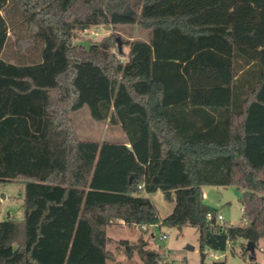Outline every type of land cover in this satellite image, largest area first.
Returning <instances> with one entry per match:
<instances>
[{"label":"trees","instance_id":"16d2710c","mask_svg":"<svg viewBox=\"0 0 264 264\" xmlns=\"http://www.w3.org/2000/svg\"><path fill=\"white\" fill-rule=\"evenodd\" d=\"M103 26L99 43H74ZM118 26L148 39L120 50ZM84 107L127 142L81 141L71 115ZM13 182L24 221H0V264H175L143 238L119 240L127 262L117 261L107 228L120 224L192 226L200 252L239 243L253 263L264 240V0H0V184ZM205 186L242 191L239 224L218 221ZM157 191L174 202L162 220L145 196Z\"/></svg>","mask_w":264,"mask_h":264},{"label":"rangeland","instance_id":"374dc122","mask_svg":"<svg viewBox=\"0 0 264 264\" xmlns=\"http://www.w3.org/2000/svg\"><path fill=\"white\" fill-rule=\"evenodd\" d=\"M111 31V28L106 29L104 27H94L84 32L77 31L74 35V43L89 47L91 44L99 43ZM115 31L120 36V40L123 39L124 41L147 40L149 35L146 29L137 26H118L115 28ZM125 52H128V48H125ZM71 119L81 141L120 143L126 140L119 126L110 125L108 122H96L91 117L88 107H84L72 114ZM203 192L207 196L204 199V203L222 213L224 223L237 225L241 222V190L233 186H205L203 187ZM23 197L24 185L22 183L0 184V221L12 220L19 223L24 221ZM150 197L160 216L165 217L172 212L174 202L166 199L161 191L153 193ZM153 229L155 238L151 239L150 249L160 254L166 252L169 263L201 264V254L204 253L206 255L203 261L204 264H223L224 262L226 264H264V240L260 241L256 250V260L251 263L248 258H241V246L239 243L233 247L230 246L225 252H218V259H214L208 255V249L200 252L199 232L195 227L161 226ZM141 230L143 229L123 224L112 225L107 228V235L114 240L108 246V249L114 252L117 261L127 262L124 248L117 242L119 240H128L130 243H136L139 240L138 236ZM163 234L167 236V239L164 241L160 240ZM133 259L138 261L137 256H134Z\"/></svg>","mask_w":264,"mask_h":264},{"label":"crops","instance_id":"0c3cea01","mask_svg":"<svg viewBox=\"0 0 264 264\" xmlns=\"http://www.w3.org/2000/svg\"><path fill=\"white\" fill-rule=\"evenodd\" d=\"M125 136V135H124ZM125 139H126V137H125ZM124 142H127V139L124 141ZM202 190H203V188H202ZM145 196H147L149 199H150V201L153 203V201H152V199H151V197L150 196H152V194H146ZM206 194L204 193V199H206ZM154 204V203H153ZM154 206H155V204H154ZM156 207V206H155ZM173 208H174V206H173ZM173 208H172V210H173ZM242 209V208H241ZM171 213V212H170ZM218 213L219 214H221L222 215V213H220L219 211H218ZM169 215V214H168ZM167 215V216H168ZM158 216H159V218L162 220V219H164L165 217H162V216H160V214H158ZM223 216V215H222ZM156 227H159V226H153V227H149V228H146V229H143V230H141L139 233H140V235L138 236V239L139 238H143V240L147 243V249H150V245H151V239H154L155 238V234H154V229L153 228H156ZM128 241V240H127ZM164 255L167 257V255L168 254H166V252L164 253ZM257 257V256H256ZM202 258V257H201ZM203 259H202V262L201 263H203Z\"/></svg>","mask_w":264,"mask_h":264},{"label":"built area","instance_id":"2783aa9c","mask_svg":"<svg viewBox=\"0 0 264 264\" xmlns=\"http://www.w3.org/2000/svg\"><path fill=\"white\" fill-rule=\"evenodd\" d=\"M139 188H142V186H139ZM218 221L220 222H223L224 221V217L221 215V214H218ZM244 225L246 224V221L243 223ZM161 225V223L159 224ZM167 239V236L165 234H163L161 237H160V240H166ZM217 253L218 252H215V251H212V250H209L208 252V255H210L211 257H213L214 259H218L219 257L217 256ZM206 257V255H205Z\"/></svg>","mask_w":264,"mask_h":264},{"label":"water","instance_id":"95a60500","mask_svg":"<svg viewBox=\"0 0 264 264\" xmlns=\"http://www.w3.org/2000/svg\"><path fill=\"white\" fill-rule=\"evenodd\" d=\"M103 27L106 28V29H110L109 26H103ZM117 42H118L119 49L121 50V48H122V43H121L120 38H117ZM248 248H249V250H250L251 252H253V251H254V244H253V243H248ZM191 249H192V248H191ZM201 257H202V259L204 260V259H205V254L202 253V254H201Z\"/></svg>","mask_w":264,"mask_h":264}]
</instances>
